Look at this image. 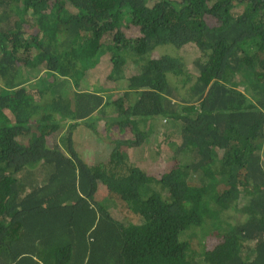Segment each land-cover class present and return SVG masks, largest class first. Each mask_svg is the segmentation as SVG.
<instances>
[{
	"label": "trees",
	"instance_id": "16d2710c",
	"mask_svg": "<svg viewBox=\"0 0 264 264\" xmlns=\"http://www.w3.org/2000/svg\"><path fill=\"white\" fill-rule=\"evenodd\" d=\"M0 264H264V0H0Z\"/></svg>",
	"mask_w": 264,
	"mask_h": 264
},
{
	"label": "rangeland",
	"instance_id": "374dc122",
	"mask_svg": "<svg viewBox=\"0 0 264 264\" xmlns=\"http://www.w3.org/2000/svg\"><path fill=\"white\" fill-rule=\"evenodd\" d=\"M192 47L193 46H191V45L190 46L187 45V47H185V48L187 50H189V51H193V48ZM164 49H158L157 52H162V51H165L166 52V50H164ZM176 55H178V54H176ZM184 55L187 57V59H189V62L191 63L192 60L195 59V58H197L199 54H197V52L195 51L193 53L187 52V54H184ZM192 67L194 68V65ZM30 68H31L30 72H31V74L33 76V80H34L35 77H38V75L41 74L42 71H43L42 70L43 66L41 64H39L38 66H36L34 68L33 67H30ZM111 69H112L111 63L109 62L107 56H104L103 59H102V61H100L99 64L96 65V67L94 68V70H91L90 72H88L86 74L84 81H87V84L92 83V82H96V83L99 84L100 82H102V83H105L108 86H112L114 88L111 91L112 92L111 95H113L112 97H115V96L116 97H120L121 95L124 94V91H125L124 89L125 88H123V87L127 85V78L126 77H119V79L117 77L115 79L109 78ZM106 95L108 96L109 94L106 93ZM92 120H90V121H92ZM98 120L99 119L94 120V126L98 127V129L101 130L103 126L102 125L100 126ZM155 123H157V121H155ZM80 131H81V133H80V136L77 137V140H80L81 142L85 143V151H86V154L87 155H90L91 157H93L94 155L95 156L100 155V157H102L104 155L105 151L108 149L107 147H109V144L106 143V142H104V144L101 143V145H100V143L95 142V140H97L96 134H95V131H93L91 129V127H88V126L87 127H83V129L80 130ZM102 131L100 133H97V135L98 136H100L99 134L103 135L102 134L103 133ZM159 135H160V133H157L156 134L155 132H153L150 135V140H149V143H148L147 146H150V147H154L155 148V147H158L159 144H162L161 138L159 137ZM157 136H158V138H157ZM91 137L93 138L92 143L94 145L91 143L92 146H89L88 149H86V146L89 145L86 141L88 139H90ZM104 141H105V139H104ZM99 145L101 146V148L98 147ZM150 147H148V148H150ZM137 148H139V146H136L135 147L132 156H134V155L135 156H138V154H140V155L143 156V152L142 151H137L138 150ZM158 157L161 159L160 160L161 163L160 164H156V166L154 167V169L155 168H159L161 164H164L163 161H167V159H165L166 157L165 158L164 157H161V156H158ZM150 165L153 166V161H150ZM42 172L43 171H42L41 168L37 169V173L38 174H40ZM103 203L107 207H110V209H112L114 213H117L118 212V208H119L118 203H113L111 201V199H109V198H105L103 200Z\"/></svg>",
	"mask_w": 264,
	"mask_h": 264
}]
</instances>
